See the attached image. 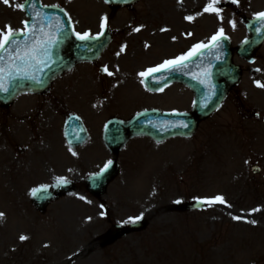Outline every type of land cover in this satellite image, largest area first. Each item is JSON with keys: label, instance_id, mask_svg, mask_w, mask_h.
<instances>
[{"label": "rangeland", "instance_id": "1", "mask_svg": "<svg viewBox=\"0 0 264 264\" xmlns=\"http://www.w3.org/2000/svg\"><path fill=\"white\" fill-rule=\"evenodd\" d=\"M42 1L64 7L76 31L98 30L107 17L114 41L94 68L78 65L49 91L0 106V264H264V123L253 117L264 111V88L255 83H264V45L252 64L259 73L244 71L193 136L163 142L136 137L117 155L119 175L101 197L86 184L114 157L98 137L109 117L128 119L152 107L192 109L193 93L185 85L151 92L139 74L207 44L220 28L236 47L247 33L245 17L263 12L264 0H221L222 21L203 11L210 0H140L132 10L103 0ZM23 2H0V29H24L25 12L15 7ZM234 61L244 66L236 51ZM101 65L112 76L103 77ZM68 110L88 124V147H66ZM254 163L262 167L258 174ZM57 177L76 180L78 188L40 213L30 192ZM215 196L231 207H193L198 198ZM141 216L144 228L124 230L109 242L115 224Z\"/></svg>", "mask_w": 264, "mask_h": 264}, {"label": "water", "instance_id": "2", "mask_svg": "<svg viewBox=\"0 0 264 264\" xmlns=\"http://www.w3.org/2000/svg\"><path fill=\"white\" fill-rule=\"evenodd\" d=\"M136 0H108L111 4H128L131 6ZM33 4L35 9H33ZM26 14L29 16V23L35 24L37 32L36 38L41 36L39 29L42 27L41 17L58 18L62 23L59 25L63 29L58 34V43L55 44L50 54L52 61L45 66L42 71L35 73L36 77L41 81L37 83L32 79L17 78L10 86L8 92H0V101L3 104H9L15 96L22 91L41 92L47 89L52 80L65 69L70 68L76 62L81 60L95 59L109 41L108 32L103 33L99 39L89 41L78 40L72 31L71 24L64 12L53 6H43L40 0H27L24 3ZM39 12L40 17H36ZM35 17V19H33ZM48 21L44 20L46 24ZM55 23V20H53ZM262 22L254 18L250 22L251 38L238 47V52L242 56H251L259 47L264 39V27ZM257 29H260L258 32ZM45 32L49 29L45 28ZM55 31V29H53ZM20 33V32H19ZM18 33L17 39L23 40L24 36ZM210 70L211 75L208 77L207 83H200L194 76L203 79L205 70ZM240 68L232 61V47L230 42L221 41V47L214 48L209 45L206 49L201 50L196 55L185 61V66L180 71L158 72L146 78L148 86L152 89H159L166 83L173 80L182 81L190 85L196 93V106L193 113H166L158 110H147L126 123L113 119L106 128V141L113 148L118 150L126 140L133 135L147 134L157 140H163L174 135H191L196 127L199 119L210 114L222 101L229 86L238 82L240 78ZM157 80L160 82L157 83ZM207 98V99H205ZM206 104V107L202 105ZM183 121L188 126L186 128L172 127V122ZM67 135L70 142L78 144L85 138V130L81 121L77 117H72L67 127ZM118 173V163L113 161L109 168L97 177H90V189L95 194H102L106 189L108 182ZM73 185L67 183L60 186V193H64ZM74 187V186H73ZM62 188V189H61ZM35 195L40 199L41 208L51 199L48 188L37 189ZM54 198V196H53ZM140 226V225H137Z\"/></svg>", "mask_w": 264, "mask_h": 264}, {"label": "snow or ice", "instance_id": "3", "mask_svg": "<svg viewBox=\"0 0 264 264\" xmlns=\"http://www.w3.org/2000/svg\"><path fill=\"white\" fill-rule=\"evenodd\" d=\"M3 4L7 6H11V0H0ZM108 2V0H106ZM221 3V0H210V2L205 6L204 12L217 15L221 21L223 17L221 16L222 9L217 7ZM231 3L238 4L239 0H231ZM15 7L17 10H24V5L21 3H16ZM33 9H35V5L33 4ZM40 13L36 12V17H40ZM255 18L262 22L261 27H264V12H259L256 14ZM35 19V17H33ZM185 19L192 21L194 17L188 16ZM44 20L48 22L46 24L43 23ZM55 20V23H53ZM42 27L39 29L41 36L36 38V26L35 24L29 23V21L25 20L24 29L25 31L20 32L19 34L24 36L25 39L19 40L17 39L18 30L13 29L11 25H6L4 29H0V92H8L10 86L14 80L17 78H26L32 79L37 83L41 81L36 77L35 73L37 71H42L43 68L52 61V57L50 54L51 48L58 43V34L63 31L59 25L62 23L58 18H50V17H41ZM232 25L233 29L236 27L235 21H229ZM107 26V17H103L101 21V31L97 34V36L93 37L90 32L79 33L75 32V36L78 40L81 41H89L93 39H99L101 35H103L104 30ZM45 28L49 30L45 32ZM55 29V31H53ZM167 29H162V31H166ZM134 31H140L139 28L134 29ZM259 32L260 29H257ZM227 36L224 34V29L220 28L217 33L211 37V46L214 48L221 47V41L226 40ZM247 43V41H245ZM209 45H205L203 43L194 45L192 49L189 50L188 53L176 57L174 59L165 60L162 64L157 65L154 68L148 69L146 72H142L139 75L141 77H149L158 72H173L180 71L185 66V61L196 55L200 50ZM124 51V47L121 48V52ZM119 55V53L117 54ZM107 72V68L104 69ZM259 71V69H257ZM109 76L112 75L111 72H107ZM211 75L210 70H205L203 73V79L199 76H194V79H198L200 83H207L208 77ZM143 82V81H142ZM160 81L157 80V83ZM256 86L260 88H264V83L260 81H256ZM207 99V98H205ZM204 104L202 107H206ZM172 127H180L186 128L188 125L183 121L180 122H172L170 124ZM75 155V153H73ZM112 164V161H108L104 167L101 169L100 173H97V177L103 174L109 166ZM57 182L62 184H67L69 181L65 177H57ZM47 186H44V190H46ZM37 189H33L32 194L36 193ZM84 199V197H80ZM180 203V201H176ZM200 203L207 204L208 206H212L214 204H225L226 201L222 196H215L213 198H206L200 201ZM227 207H231L230 205H226ZM260 209H253L252 212H258ZM4 213L0 212V218L4 217ZM234 220H241V216H233ZM141 217L130 218L128 223H135ZM247 223L255 224L254 220H245ZM28 239L26 236H21L20 240L24 241Z\"/></svg>", "mask_w": 264, "mask_h": 264}]
</instances>
